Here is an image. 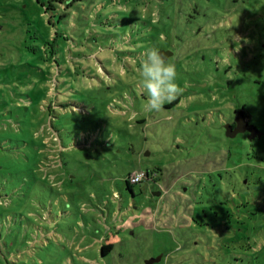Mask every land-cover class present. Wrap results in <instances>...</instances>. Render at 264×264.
<instances>
[{
	"label": "rangeland",
	"instance_id": "1",
	"mask_svg": "<svg viewBox=\"0 0 264 264\" xmlns=\"http://www.w3.org/2000/svg\"><path fill=\"white\" fill-rule=\"evenodd\" d=\"M261 44L264 0H0V264H264V238L215 221L231 195L210 181L252 151L221 126L232 108L264 132ZM149 48L183 89L153 113Z\"/></svg>",
	"mask_w": 264,
	"mask_h": 264
},
{
	"label": "trees",
	"instance_id": "2",
	"mask_svg": "<svg viewBox=\"0 0 264 264\" xmlns=\"http://www.w3.org/2000/svg\"><path fill=\"white\" fill-rule=\"evenodd\" d=\"M60 1V0H59ZM261 50H264V47L260 46ZM262 84V82H260ZM256 106L259 110L262 111L264 116V95H257L255 98ZM246 104L238 107H242L246 109ZM264 139L256 138L246 145V150L252 149V151H247L243 153L241 159L246 158L248 162L246 164H236V169L219 171V176L215 177L210 181L213 183V186L220 185L221 190L223 186L228 189V193H230V197L226 196V199L219 200L218 208L215 209V221L219 222L223 225L224 229H231L233 232L242 235L243 242L250 248L254 245H259V240L264 238V166L254 165L255 162L260 161V151L264 149H259L255 147V141H260ZM245 145V144H243ZM231 153V149L229 150V154ZM264 162V158L262 159ZM241 166H245L241 167ZM138 170H132L126 176V184L128 189L134 193V186L137 184H141L146 180L158 181V176L160 172V168H155L152 170H142L147 176L141 180L140 182H132L130 177L131 175ZM213 174V173H211ZM183 187H181L182 192ZM257 187L256 192H252L253 188ZM189 191V188L186 190ZM223 195V191H221ZM169 193H162L159 197L164 198ZM179 194V193H178ZM179 196H183L179 194ZM235 197L237 199H235ZM202 202H200L201 204ZM211 203H217L216 199H211ZM231 203V204H230ZM230 204V205H229ZM219 210V212H218ZM205 211L204 209H200V212ZM203 218V216L201 217ZM196 225L206 226L209 225V222L199 221L198 218L194 217ZM114 250L113 243H107L102 246L101 252L104 256L109 255Z\"/></svg>",
	"mask_w": 264,
	"mask_h": 264
},
{
	"label": "clouds",
	"instance_id": "3",
	"mask_svg": "<svg viewBox=\"0 0 264 264\" xmlns=\"http://www.w3.org/2000/svg\"><path fill=\"white\" fill-rule=\"evenodd\" d=\"M139 80L136 86L146 96L142 110L147 113L160 112L166 104L173 103L183 92L177 84L174 64L166 61L165 54L156 48L146 50L141 61Z\"/></svg>",
	"mask_w": 264,
	"mask_h": 264
},
{
	"label": "water",
	"instance_id": "4",
	"mask_svg": "<svg viewBox=\"0 0 264 264\" xmlns=\"http://www.w3.org/2000/svg\"><path fill=\"white\" fill-rule=\"evenodd\" d=\"M162 53L165 54L166 60L170 57L172 52L168 51H162ZM236 126L233 127L231 124H225V129H226V135L230 138H235L237 137L240 133H244L246 131L250 132L249 139L252 140L254 138H262L264 135V132L262 130H259L256 125L251 124L249 120L246 117V114L243 110H238L236 111ZM157 196H160L162 192H157L155 193ZM162 256L158 258H153L151 260L147 261V264H151L153 262H158L160 261Z\"/></svg>",
	"mask_w": 264,
	"mask_h": 264
},
{
	"label": "flooded vegetation",
	"instance_id": "5",
	"mask_svg": "<svg viewBox=\"0 0 264 264\" xmlns=\"http://www.w3.org/2000/svg\"><path fill=\"white\" fill-rule=\"evenodd\" d=\"M238 110H243V111L245 112L246 117H247V119L249 120V122H250L251 124L256 125V127H257L259 130H262V129L260 128V126H258V125L253 121L252 115L249 114V113L246 111L245 108L238 107V106L232 108L231 116L228 118V120H226V121H224V122L222 123L221 126H222L223 130L226 131V129H225V124H228V123L231 124V125H233V127L236 126V114H235V113H236V111H238ZM240 134H243V135H245L246 137H248V136L250 135V132H249V131H246V132H244V133H240ZM263 136H264V135H263ZM256 138H257V137H256ZM256 138H254V139H252V140H255ZM252 140H251V141H252Z\"/></svg>",
	"mask_w": 264,
	"mask_h": 264
},
{
	"label": "built area",
	"instance_id": "6",
	"mask_svg": "<svg viewBox=\"0 0 264 264\" xmlns=\"http://www.w3.org/2000/svg\"><path fill=\"white\" fill-rule=\"evenodd\" d=\"M147 176V174L142 171V170H138V171H135L130 179L132 182L136 183V182H140L141 180H143L145 177Z\"/></svg>",
	"mask_w": 264,
	"mask_h": 264
}]
</instances>
